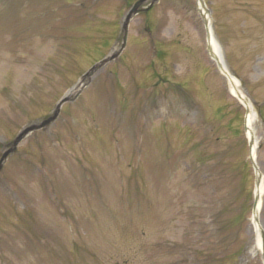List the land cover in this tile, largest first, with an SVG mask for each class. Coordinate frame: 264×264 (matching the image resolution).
Instances as JSON below:
<instances>
[{"label": "rangeland", "instance_id": "rangeland-1", "mask_svg": "<svg viewBox=\"0 0 264 264\" xmlns=\"http://www.w3.org/2000/svg\"><path fill=\"white\" fill-rule=\"evenodd\" d=\"M0 0V264H264L248 111L206 52L197 0ZM152 1L145 4L147 6ZM255 114L264 176V0H205ZM264 241V195L257 219Z\"/></svg>", "mask_w": 264, "mask_h": 264}, {"label": "bare ground", "instance_id": "bare-ground-1", "mask_svg": "<svg viewBox=\"0 0 264 264\" xmlns=\"http://www.w3.org/2000/svg\"><path fill=\"white\" fill-rule=\"evenodd\" d=\"M211 45L214 49V52L216 53V57H217L216 63L220 67V71L222 72L223 76L228 81L231 94L235 96L244 105V107L248 111L247 118H246V132H247L248 138L253 141V146L251 149L252 157L256 158L258 142H257V139H255L254 137L253 123L255 121V114L252 111L253 107L247 101L246 94L241 86V82L236 76H234L230 72L222 55H220L219 50H218V40L213 31H212ZM255 192L259 200L257 202V205L254 207V213H253L254 214L253 223H254L255 234H256L254 246L252 247V250H253L252 252L254 254L260 250L263 251L264 249V241L262 237L261 226L257 221L259 217V213L261 211L262 197L264 195V176L260 179L259 185L256 186Z\"/></svg>", "mask_w": 264, "mask_h": 264}, {"label": "water", "instance_id": "water-1", "mask_svg": "<svg viewBox=\"0 0 264 264\" xmlns=\"http://www.w3.org/2000/svg\"><path fill=\"white\" fill-rule=\"evenodd\" d=\"M149 0H139L135 3V5L133 6V8L130 10V12L128 13L124 23H123V28H122V33H123V39H124V44H123V47L121 48L120 51H117V52H114L112 53L109 57H106L105 59H103L101 62L97 63L96 65H94L83 77H82V80L85 82L87 79H89V76L91 74H93L97 69L103 67L105 64H107L108 62L114 60L115 58H117L120 54V52L123 50V48L125 47V43H126V39H127V33H128V26H129V23L131 21V19L133 18V16H135L137 13L140 12V7L143 6L144 4H146ZM156 0H152V3L155 2ZM203 5L204 4V1L203 0H199ZM144 12H146L147 10H143ZM206 23V27H207V37L208 39L210 40L211 39V33H210V29H209V25L207 23V21H205ZM208 52L209 54H212L213 53V49L211 47L210 44H208ZM78 94H76V96L74 97H65L63 98L59 105L57 106L56 108V111L55 113L49 117L48 119H46L44 122H42L41 124L39 125H31V126H28L26 127L16 138L15 140L12 142V146L9 147L2 155V158L0 160V171L2 170L3 168V164L5 162V160L7 159V157L16 150L17 146L19 145V143L22 141V139L28 134L30 133L31 131L35 130V129H39V128H42L44 126H46L47 124L51 123L52 121H54L57 116H58V113H59V110H60V107L63 103L65 102H68V101H73L76 97H77ZM253 146V141L251 140L250 141V148H252ZM251 160H252V163L253 165L255 166V170H256V186L259 185V182H260V179L262 178V175L254 161V158L252 157L251 155ZM259 198L255 197V201H254V207L257 205V202H258Z\"/></svg>", "mask_w": 264, "mask_h": 264}]
</instances>
